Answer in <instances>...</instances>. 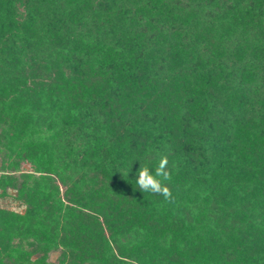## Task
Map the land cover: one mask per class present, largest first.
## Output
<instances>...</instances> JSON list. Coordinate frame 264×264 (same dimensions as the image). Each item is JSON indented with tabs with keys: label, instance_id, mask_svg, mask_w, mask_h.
<instances>
[{
	"label": "trees",
	"instance_id": "16d2710c",
	"mask_svg": "<svg viewBox=\"0 0 264 264\" xmlns=\"http://www.w3.org/2000/svg\"><path fill=\"white\" fill-rule=\"evenodd\" d=\"M0 126V264H264V0H0Z\"/></svg>",
	"mask_w": 264,
	"mask_h": 264
},
{
	"label": "rangeland",
	"instance_id": "374dc122",
	"mask_svg": "<svg viewBox=\"0 0 264 264\" xmlns=\"http://www.w3.org/2000/svg\"><path fill=\"white\" fill-rule=\"evenodd\" d=\"M174 2L173 4H175ZM117 7H116V13H118L121 9V4L120 2H116ZM172 4V5H173ZM125 9H123L126 14L122 15L127 17V22L128 24L131 23V17L134 15L136 16L134 18V21H132L136 28L137 31L141 32L144 36V40L147 43L148 47L149 45L153 46L160 40V42H163L164 37H169L172 38L173 33L176 31L178 24L175 23L174 21H170L167 17L168 14L164 9H160L158 11L155 7L151 6L150 4L146 3V13H143L141 11H138L135 7L129 6V4H126ZM112 7L111 3L108 2L105 5H102L100 8L102 12L106 11L107 8ZM25 6L19 4L18 9L20 12L24 10ZM129 10V12H128ZM162 38V39H161ZM229 43H235L232 40H229ZM232 46V45H231ZM231 46H228L229 49ZM159 53H157L158 55ZM232 63V62H231ZM4 125V124H2ZM0 129H3L2 126H0ZM0 168H2L3 163L5 161L6 165L10 164L12 160L17 159L15 156L14 157H8L5 155L6 153V147L2 144L0 145ZM34 170L33 165L27 162L22 163V165L18 169H11L7 168L5 171V174H13L15 177H18L21 175V173H27V172H32ZM2 173V172H1ZM17 191L10 187L8 189V193L6 195H0V207L12 209L16 212H24L26 209V205L23 203L22 200H20L17 197ZM60 256V251H53L50 255V260L52 261H58Z\"/></svg>",
	"mask_w": 264,
	"mask_h": 264
},
{
	"label": "clouds",
	"instance_id": "9594fccd",
	"mask_svg": "<svg viewBox=\"0 0 264 264\" xmlns=\"http://www.w3.org/2000/svg\"><path fill=\"white\" fill-rule=\"evenodd\" d=\"M171 178L168 156L161 155L154 173L147 166L140 167L136 184L140 191L160 195L165 201L171 202L174 198L166 183L171 181Z\"/></svg>",
	"mask_w": 264,
	"mask_h": 264
},
{
	"label": "built area",
	"instance_id": "2783aa9c",
	"mask_svg": "<svg viewBox=\"0 0 264 264\" xmlns=\"http://www.w3.org/2000/svg\"><path fill=\"white\" fill-rule=\"evenodd\" d=\"M2 173H1V171H0V175H1Z\"/></svg>",
	"mask_w": 264,
	"mask_h": 264
}]
</instances>
